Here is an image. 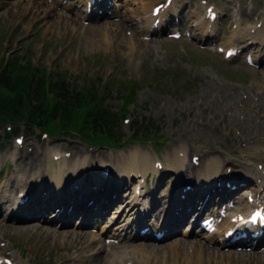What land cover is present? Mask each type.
<instances>
[{
    "label": "rangeland",
    "instance_id": "obj_1",
    "mask_svg": "<svg viewBox=\"0 0 264 264\" xmlns=\"http://www.w3.org/2000/svg\"><path fill=\"white\" fill-rule=\"evenodd\" d=\"M15 1L0 0V57L5 59L4 62L21 59L22 63L32 65L31 71L38 70L37 76H43L49 82L61 74L68 83L69 91H84L87 88H94L95 85L99 96L106 100L104 105L114 110L122 104L121 94L126 93L132 84H136V87L134 99L125 107L127 113L121 127L122 142L118 143L119 148L107 144L94 145L96 141L92 144L91 134L55 133L54 127L53 132L50 131L51 135L42 137H39L38 128H31V131L22 127L20 134L25 138L22 144H17L18 137L5 139L4 126L0 125V136L4 137L0 139L1 200L8 195L12 197V203L17 205L18 199L22 197L18 191L22 189L21 185L28 175L16 165L17 145L29 144L34 151L39 148L41 152L42 148H47L44 153L43 170L47 177L51 176L52 183L56 180L55 173L58 169L66 166L70 160L54 159L55 155L64 156V147L58 146L63 139L97 154L96 156L101 159L102 155L109 156L114 150L124 151L133 146H141L150 152L152 163L156 165L158 163V167H162L168 154L173 151L172 140L184 129H189L202 141L197 142L198 146L214 145L218 146L219 150L228 147L244 151L247 157L251 155L255 159L264 157L263 141L255 143L251 149H247L246 144H240V140L244 139L248 132L254 131V123L264 116V110L260 111L258 108V104H264V101L260 100V97L264 98V69L251 68L242 58L228 60L224 56L225 49L220 50L240 33L233 35L235 32L233 27L237 26L235 17L240 18L243 26H252L264 16V0H181L184 3L183 10L174 12V15H177V11L182 12L181 16L176 18L177 22L182 17L180 29L183 31L179 39L170 36L168 31L165 34H159L162 31H158V34L144 33V29L151 23L145 19L151 9L147 7L148 0H119L114 8L118 11L117 16L102 17L98 21L117 22L125 18L127 26L131 19L137 32L129 27L126 29L125 38L117 36L116 40L107 44L105 48L101 46L95 49L88 48L83 41L84 31L92 26V20L89 24L82 19L78 20L81 26L77 24L76 30L69 28V25L52 26L44 21L60 14L58 7L54 8L46 19H41L43 14L37 16L26 13L22 5H15ZM67 1L78 5L75 12L85 9L84 4L74 0ZM159 1L155 0L154 4ZM63 3H66V0ZM208 5L221 17L211 26L215 30L214 33H211L212 30L209 28H203L201 24L205 7ZM75 12L65 11L64 14L77 19ZM212 34L216 35L210 37ZM134 37L149 43L143 48H137L128 41ZM206 38L208 39L205 40ZM211 41L217 44L210 45ZM258 56L260 53L256 52V57ZM45 93L48 94L46 97H55L51 90L49 92L45 90ZM139 128L152 131L150 135L152 140L147 141V138H143L133 141V135ZM211 131L223 136L226 143L216 144L210 136ZM262 137L264 139V131ZM228 151L220 150L212 153L210 157L222 154L230 158ZM247 157L243 159L258 163L259 159ZM81 161L83 159L75 162L78 164ZM96 166L95 173L103 174L110 166L115 171L109 172L111 178L120 177L116 173L119 171L118 168L114 169L108 162L98 161ZM120 166L123 177L128 178ZM11 177L19 179L18 183L15 180L16 190L11 187L9 180ZM37 179L40 181V178ZM148 179L146 181L142 174H139L128 188H134L135 192L136 185L142 182L144 189H150L155 179L153 177ZM38 188L39 185H35V189ZM13 204L8 202L0 215V264H7L5 258H10L15 264H95L93 259L96 250L92 249V238L95 241L102 239L100 242L104 243L105 249L111 253L102 264H264V253L260 263L256 261L258 259L254 255H249L252 260L238 258L230 254L231 251L216 248H213L214 253L220 254L217 260L206 256V251L203 252L201 263L187 256L186 253H189L187 251L181 252L178 257L175 255L176 257L172 259L164 254L172 241L158 245H153L149 241V245L157 246L158 249L148 254L150 262L147 263L145 256L135 252V249L142 247L146 241L123 240L121 244L125 245L119 249L116 243H105L98 233H88L87 230H81L78 234L73 232L76 230L71 226L63 228L36 220L18 223L7 217L10 205L16 207ZM115 208L112 213L119 215L117 223L121 225L124 218L128 220L127 206L119 204ZM75 234L77 237L73 240ZM77 246L82 247L81 251Z\"/></svg>",
    "mask_w": 264,
    "mask_h": 264
},
{
    "label": "bare ground",
    "instance_id": "obj_2",
    "mask_svg": "<svg viewBox=\"0 0 264 264\" xmlns=\"http://www.w3.org/2000/svg\"><path fill=\"white\" fill-rule=\"evenodd\" d=\"M16 0V6H23L26 13H33L34 15L43 17L41 19H46L47 16L54 10L55 5L60 3V0ZM83 1V0H82ZM155 0H148L147 7H151V14L145 19L152 20V23L148 25L144 33L154 34L155 28L163 27L165 23H169L173 20L171 17L172 6H177L180 4L178 0H173L172 4L167 7L164 6L160 14L155 17L153 14ZM178 1V2H177ZM105 2H98L96 6L103 8L102 13H94L93 18H99L100 16H108L109 9L106 8ZM71 5L66 6L67 9ZM96 8V7H95ZM35 9V10H34ZM153 18V19H152ZM95 19V20H96ZM144 19V21H145ZM160 19L159 25H155V20ZM53 21V22H52ZM210 24V20L206 19ZM44 22L54 25H69L72 29L78 28V20L69 17L63 13L53 16L52 19L45 20ZM52 22V23H51ZM126 19L122 18L120 21H106L105 23H100L99 21H94L92 26L85 29L83 35V41L88 46V48L95 49L97 47H103L107 44H111L117 38V36L123 37L127 35L126 29L132 28L136 32L134 23L129 20L127 26H125ZM81 26V25H80ZM214 31V30H212ZM78 34V33H76ZM247 34L250 35L252 43H264V22L261 27L248 28ZM133 37V35H131ZM130 43L137 48H143L144 45L148 44V41L144 39H137V37L130 38ZM135 47V48H136ZM225 49V52L228 48ZM250 55V54H249ZM260 100L264 101L263 97ZM259 100V101H260ZM259 103V102H258ZM260 111L264 110V104H258ZM264 131V116L260 117V120L254 123V131L248 132L244 136V139L240 140V144H246L247 149H251L255 143L263 141L262 133ZM210 136L216 144L226 143L223 136H220L216 131H211ZM197 134L190 131L189 129H184L181 131L176 138L171 142V148H173L172 153L168 154L165 160V165L161 168L156 163H152V157L147 148L141 146H133L124 151L114 150L109 156L102 155V159L105 162L113 165L114 169L117 167V175L120 177L111 178V174L106 176L101 172L95 173L96 162L100 161L93 152H89L87 149L80 148L77 144L69 142L67 139H63L58 146L64 147V156H59L62 158L61 161L70 159L66 166H63L58 174V179L52 184L51 176L47 177V174L43 170L44 153L47 148H42L43 151L38 148L34 151L29 144L26 146H16L18 159L16 160L17 167L24 173L27 174V178L22 183L21 194L24 192L28 196L27 203L25 205L19 204L14 208L9 207L8 217L12 221L18 223H26L33 220L40 221L41 219L50 221L51 224H60L62 226L69 225L74 216H79L83 218V223H88L91 219L98 217L101 218L104 213L115 204H117L121 199H123V194L129 192L133 188H128L131 182H134L136 176L142 174V178L148 180V177L155 179L156 184L151 191H146L145 195L149 196L146 203H144L145 195L143 190V184L140 182L136 185L135 190H140L139 193L134 196L135 199H140L142 202L136 204L134 202V207L136 206V218L135 226H141L149 223L151 220V229L145 235H141L140 232L136 234L138 236H143L144 238L152 237V231L156 228H161L165 232V238L173 237V235L179 230L183 221L186 217L193 212L199 214L207 211L213 203L220 201L223 196H231L235 194L242 188L243 184L248 183V181H253L251 187L255 186L254 181L256 179L260 180L264 176V157L251 159L256 161H245L247 153L242 151L233 150L226 147L229 150L228 153L230 158L225 157L222 154H217L211 156L212 153H217L220 150H225L218 146L207 145H197V142H202L197 139ZM31 145V144H30ZM253 154V153H250ZM253 156V157H252ZM247 157V158H250ZM244 158V159H243ZM83 159L80 163L75 161ZM205 159H207L205 161ZM75 162V163H74ZM72 163V165H70ZM164 163V162H163ZM128 175V178L123 177L122 170ZM164 166V167H163ZM67 167V169H66ZM79 167H81L76 173ZM153 167H155L153 169ZM70 169V170H69ZM17 172V171H14ZM111 173L115 172L113 170ZM131 176V177H130ZM56 177V178H57ZM130 177V178H129ZM40 178V181L37 179ZM29 179V180H28ZM11 187L16 190V182H19L17 177H11L10 179ZM38 180V181H37ZM230 181L232 185H237V189L234 190L229 188L225 182ZM35 185H39L38 190L35 189ZM190 186V189L187 187ZM258 190V189H257ZM20 193V192H19ZM252 193V192H249ZM18 194V192H17ZM184 194V197H182ZM257 194V193H256ZM164 200L161 202V197ZM164 195V196H163ZM10 196L5 195L3 200L0 199V215L3 213L4 206L6 204L12 203ZM7 201H5V200ZM244 206H249L248 202ZM152 213V215H151ZM237 213V212H236ZM53 215V220L49 219V215ZM238 214V213H237ZM234 214L232 216H238ZM115 217V216H114ZM111 221L104 222V230ZM149 225V224H147ZM146 225V226H147ZM227 225V227L234 226L231 218L222 224ZM188 230V229H187ZM227 228L224 231H218L219 235H224ZM78 233L79 232H75ZM73 236V240L76 238ZM123 238H129L126 234ZM172 243L168 246L165 255L168 258L174 259L177 255H181L186 251L187 256L192 259H196L198 263L203 261V252L205 251L206 256L210 259H218L220 257L219 253H214L210 247H208L204 242L198 241H187L186 239H172ZM213 236L208 237L209 242H215ZM264 242V235L258 240ZM187 242V243H186ZM97 243V244H95ZM92 249L96 250V255L94 256L95 264H102L103 261L107 260L110 256L109 251L105 249V244L98 241L96 242L93 238L91 240ZM125 244L116 245L117 248H123ZM142 247L135 249V252L139 255L145 256V261L150 262L149 255L158 249L157 246H151L148 243L142 244ZM89 246V245H88ZM87 246V247H88ZM81 251V246H77ZM149 254V255H148ZM190 254V255H188ZM238 258H250L249 255H254L257 262L261 263L262 253H248V252H237L230 253ZM105 255V256H104ZM112 255H114L112 253ZM254 257V258H255ZM123 259V258H122ZM127 262V260L125 261Z\"/></svg>",
    "mask_w": 264,
    "mask_h": 264
},
{
    "label": "trees",
    "instance_id": "obj_3",
    "mask_svg": "<svg viewBox=\"0 0 264 264\" xmlns=\"http://www.w3.org/2000/svg\"><path fill=\"white\" fill-rule=\"evenodd\" d=\"M4 60L0 57V123L12 122L16 128L19 122H24L52 132L54 129L56 132L69 129L71 125L70 129L89 133L98 142L103 138L110 142L119 141L120 116L104 105L106 100L99 96L95 85L84 91H69L65 77L59 74L47 86L45 77L37 76L38 70H30V63L13 59L5 64ZM49 86L55 96L54 103L46 100L45 90ZM135 87L136 84H132L126 93L121 94L122 98H134ZM59 116L61 119L57 123Z\"/></svg>",
    "mask_w": 264,
    "mask_h": 264
}]
</instances>
